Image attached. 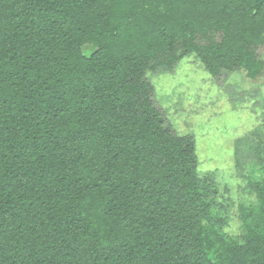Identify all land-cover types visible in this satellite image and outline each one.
Segmentation results:
<instances>
[{"label": "trees", "instance_id": "16d2710c", "mask_svg": "<svg viewBox=\"0 0 264 264\" xmlns=\"http://www.w3.org/2000/svg\"><path fill=\"white\" fill-rule=\"evenodd\" d=\"M263 44L264 0H0V264H264V171L227 234L151 83Z\"/></svg>", "mask_w": 264, "mask_h": 264}, {"label": "rangeland", "instance_id": "374dc122", "mask_svg": "<svg viewBox=\"0 0 264 264\" xmlns=\"http://www.w3.org/2000/svg\"><path fill=\"white\" fill-rule=\"evenodd\" d=\"M256 56L262 69L253 78L241 69L212 80L193 55L172 72L151 76L177 132L194 138L197 176L213 180L217 210L230 218L225 232L233 236L240 231L239 207L255 202L249 183L264 171V44Z\"/></svg>", "mask_w": 264, "mask_h": 264}]
</instances>
